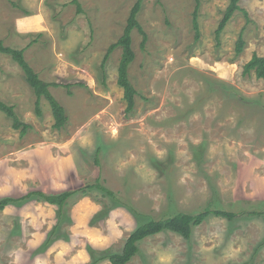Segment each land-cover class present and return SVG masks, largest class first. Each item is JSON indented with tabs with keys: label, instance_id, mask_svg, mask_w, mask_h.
<instances>
[{
	"label": "rangeland",
	"instance_id": "1",
	"mask_svg": "<svg viewBox=\"0 0 264 264\" xmlns=\"http://www.w3.org/2000/svg\"><path fill=\"white\" fill-rule=\"evenodd\" d=\"M229 1L200 0L196 38L195 0H142L127 111L122 50H107L135 0H0V39L60 84L49 90L67 116L54 127L44 98L38 116L21 67L0 52V100L30 124L21 136L0 111V197L77 189L61 208L32 197L0 210V264H111L140 224L209 201L241 213L210 214L187 239L146 236L126 264H264V78L244 72L264 55V0H239L216 39ZM97 178L113 196L87 186Z\"/></svg>",
	"mask_w": 264,
	"mask_h": 264
},
{
	"label": "trees",
	"instance_id": "2",
	"mask_svg": "<svg viewBox=\"0 0 264 264\" xmlns=\"http://www.w3.org/2000/svg\"><path fill=\"white\" fill-rule=\"evenodd\" d=\"M239 0H230L229 4L225 8L223 12V16L219 21V24L215 31L216 39L219 38V35L223 28L225 27L227 21L230 19L232 14L239 9L238 5ZM73 2L77 5L78 10H80V3L78 0H73ZM200 0H195V9L193 12V28L195 30L196 38L198 37V22H197V8L199 6ZM142 0H135L132 5L126 25L123 29L122 34L118 38V40L111 44L108 47L107 53L112 51L116 46L121 47V58L117 67V82L123 88V95L127 102V111H130L134 105V95L136 93L135 89L131 85L128 79V64L134 59V51L131 47V32L134 28L138 30V32L142 35V43L146 40V33L144 32L142 26L137 20V14L141 8ZM38 33L37 36H39ZM243 38L239 35L236 45L235 51L236 53H240L243 48ZM0 52L4 54H8L22 69L24 73V80L31 88L34 93L35 100V113L40 116V101L41 98H44L49 103V106L52 111V115L54 117V127L60 128L62 127L66 121L67 116L65 114L64 107L58 102V100L51 94L49 90V86H57L59 83H49L44 81L39 77V75L35 72V70L29 65L23 55V49H17L10 46H7L0 39ZM253 70L256 77L264 78V55H256L254 54L251 59H249L244 65V72H249ZM68 86V85H65ZM0 111L4 112V114L12 120V127L14 129H19V133L21 136L27 133V130L30 127V124L25 123L20 120L16 112L14 111V106L4 103L0 100ZM99 153V149H96L95 161L97 162V155ZM86 185V184H85ZM89 187H96L107 194L113 196V193L104 187L99 178L95 179L94 183L91 185H87ZM77 189L71 190H63L57 193L44 194L41 191L33 190L25 193L19 197H0V210H2L7 204L14 201H22L26 199H30L32 197L42 198L49 204H56L61 208L66 200L75 192ZM241 213V212H240ZM240 213L228 211L220 208H216L212 206V201H209L203 209L199 211L185 212V211H175L162 219H148L146 222L140 224L136 227L126 238V241L123 245L122 251L120 253H110L107 256V259L111 264H126V262L138 251L137 242L143 239L146 236L156 234L162 230H170L173 231L183 238H189L191 234L192 226L199 225L208 215L214 214L216 216L223 217L228 220L234 219ZM249 215H260L263 214V210H253L248 212Z\"/></svg>",
	"mask_w": 264,
	"mask_h": 264
}]
</instances>
